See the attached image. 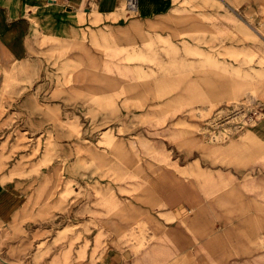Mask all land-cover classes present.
<instances>
[{
  "label": "rangeland",
  "instance_id": "obj_1",
  "mask_svg": "<svg viewBox=\"0 0 264 264\" xmlns=\"http://www.w3.org/2000/svg\"><path fill=\"white\" fill-rule=\"evenodd\" d=\"M169 8L143 20L122 0L123 33L49 41L34 80L0 61V264H74L92 237L135 255L167 245L164 264H264V210L249 230L220 224L214 261L200 262L197 247H211L180 225L188 213L166 217L181 241L139 212L153 210L149 188L169 171L210 195L230 179L264 208V0Z\"/></svg>",
  "mask_w": 264,
  "mask_h": 264
},
{
  "label": "crops",
  "instance_id": "obj_2",
  "mask_svg": "<svg viewBox=\"0 0 264 264\" xmlns=\"http://www.w3.org/2000/svg\"><path fill=\"white\" fill-rule=\"evenodd\" d=\"M121 2L122 0H0V61L3 60L4 67L19 66L21 77L32 79L39 74V67L43 65V51L52 47L49 41L62 43L66 40L70 43L82 35L88 40L93 33H123ZM170 6L171 0H138L134 13L140 19L147 20L165 14ZM135 28L139 32L143 30L139 26ZM45 41H48V44L45 45ZM259 115L258 132L264 147V101L261 103ZM259 152L264 156L262 148ZM258 167L259 177L264 183V162ZM221 168L218 175H223L224 178L227 170ZM235 172H231L233 177L240 175ZM213 177L216 176L213 174ZM228 182L229 186L230 182L233 186L210 195L203 185L197 180H191L189 176L177 174L175 171L162 173L152 181L148 191L155 204L153 210L142 206L139 212L150 223L149 231L174 233L181 241L188 239L187 233L174 228L172 220L167 221L166 217L175 216L174 210L188 213L185 217L188 223L180 225L187 227L191 224L195 229V242L202 248L204 245L209 249L211 247L210 250H198L196 246L194 257L197 262L205 257L214 261V245L218 241L219 225L247 227L249 230L254 224L252 211H259L261 219L264 210L261 200L260 204L253 202L251 194L244 193L242 201L240 188L234 185L235 181L229 179ZM249 182L251 186V180ZM149 216L153 218L149 219ZM188 216L192 218L189 219ZM117 241L119 243L118 238L110 241L92 237L89 247L72 253L74 264H164L163 260L171 257L166 253V244V247H158L163 250L161 254L153 253L151 250L154 247L149 245L147 254L135 255L127 247L120 246ZM94 242L99 243L94 246ZM184 256L188 258L190 255L185 252L182 257ZM77 257H80L78 262L75 261Z\"/></svg>",
  "mask_w": 264,
  "mask_h": 264
},
{
  "label": "built area",
  "instance_id": "obj_3",
  "mask_svg": "<svg viewBox=\"0 0 264 264\" xmlns=\"http://www.w3.org/2000/svg\"><path fill=\"white\" fill-rule=\"evenodd\" d=\"M125 7L129 10L134 12L137 9L138 0H124Z\"/></svg>",
  "mask_w": 264,
  "mask_h": 264
},
{
  "label": "bare ground",
  "instance_id": "obj_4",
  "mask_svg": "<svg viewBox=\"0 0 264 264\" xmlns=\"http://www.w3.org/2000/svg\"><path fill=\"white\" fill-rule=\"evenodd\" d=\"M142 38V37H141ZM128 40V39H127ZM130 40V39H129ZM124 41V40H123ZM84 51V50H83ZM85 54V53H84ZM102 54V53H101ZM87 56V55H86ZM106 72V71H105ZM261 74H263V73H261ZM14 76V75H13ZM124 78V77H123ZM12 80H13V78H12ZM11 81V80H10ZM14 81V80H13ZM12 83V82H11ZM262 84H263V87H264V78H263V81H262ZM252 85V84H251ZM100 90V89H99ZM163 90V89H162ZM106 91V90H105ZM100 92V91H99ZM102 93V92H101ZM104 93V92H103ZM99 94V93H98ZM97 97V96H96ZM95 97V98H96ZM113 216V215H112ZM107 219V218H106ZM109 219V218H108ZM107 219V220H108Z\"/></svg>",
  "mask_w": 264,
  "mask_h": 264
}]
</instances>
